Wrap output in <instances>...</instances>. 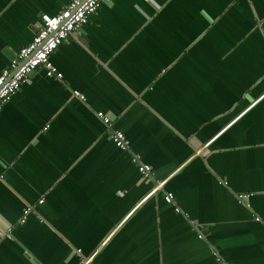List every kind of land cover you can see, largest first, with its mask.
Segmentation results:
<instances>
[{
    "label": "crops",
    "instance_id": "0c3cea01",
    "mask_svg": "<svg viewBox=\"0 0 264 264\" xmlns=\"http://www.w3.org/2000/svg\"><path fill=\"white\" fill-rule=\"evenodd\" d=\"M69 1L0 0V71ZM50 58L0 110V264H264V0H112Z\"/></svg>",
    "mask_w": 264,
    "mask_h": 264
},
{
    "label": "built area",
    "instance_id": "2783aa9c",
    "mask_svg": "<svg viewBox=\"0 0 264 264\" xmlns=\"http://www.w3.org/2000/svg\"><path fill=\"white\" fill-rule=\"evenodd\" d=\"M112 0H70L56 14L50 15L44 13L37 27V31L32 40L24 45L18 54L11 60L9 66L0 71V110L5 102L20 89L22 83L28 78V75L39 67L45 68L48 76L62 77V72L50 58L51 53L64 41L88 22L90 16L96 12L102 4L110 3ZM74 94L84 99V95L79 90H74ZM97 116L106 124L110 136L114 143L126 150L129 148V140L126 134L114 126V119L111 114L102 110L97 111ZM49 125L47 124L45 128ZM142 177L152 176V167L134 157ZM3 179V174H0ZM164 180L158 181L153 188V192L163 186ZM167 201H172L174 194L167 192L165 194ZM44 198L39 201L42 202ZM33 209L27 206L24 209L20 219L24 222L28 214ZM200 237L202 235L200 234ZM221 260V257H217Z\"/></svg>",
    "mask_w": 264,
    "mask_h": 264
}]
</instances>
